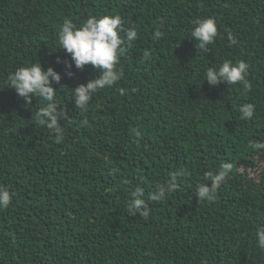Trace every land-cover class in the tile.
Returning a JSON list of instances; mask_svg holds the SVG:
<instances>
[{"label": "trees", "instance_id": "1", "mask_svg": "<svg viewBox=\"0 0 264 264\" xmlns=\"http://www.w3.org/2000/svg\"><path fill=\"white\" fill-rule=\"evenodd\" d=\"M100 15L138 35L116 65L120 80L81 111L73 88L99 70L65 76L58 30ZM202 17L217 23L207 52L190 37ZM225 60L249 65L247 89L203 81ZM38 62L64 84L53 85L66 112L59 142L35 121L46 102L25 104L9 88L10 72ZM245 103L255 106L248 120ZM224 164L214 198L198 200ZM173 173L177 189L147 201V219L129 215L137 187L147 200ZM0 187L12 197L0 209V264H264V0H0Z\"/></svg>", "mask_w": 264, "mask_h": 264}, {"label": "clouds", "instance_id": "2", "mask_svg": "<svg viewBox=\"0 0 264 264\" xmlns=\"http://www.w3.org/2000/svg\"><path fill=\"white\" fill-rule=\"evenodd\" d=\"M163 23V21H161ZM190 37L198 42L199 49L207 52L208 45L212 44L217 37V23L212 17L197 18L193 22ZM123 33V35H121ZM135 29H125L123 22L118 15H100L88 17L79 27L70 19H65L58 30L59 48H62L69 56V60L56 58V63L64 65V75L69 78L75 73L72 71L73 66L76 70H83L86 65H91L95 72L93 78L86 83H80L73 88L74 104L81 111H86L87 106L93 96L100 90L111 87L122 76V72L116 68L119 58L127 51L126 45L130 46L131 42L137 38ZM164 33L156 30L153 39H160ZM230 44H236L237 41L228 34ZM144 59L150 58V52L143 53ZM249 65L241 60L233 63L225 60L218 67H208L204 72L203 81H207L209 86H217L221 83L235 85L243 84L247 89L249 87L246 76ZM9 88L15 90L18 97L22 98L24 103L31 104L32 98L39 96L46 102V106L40 107L35 113V121L38 125L47 127L55 132L57 142L63 139V128L59 124L60 119L66 118V112L63 108L58 109L55 102L54 84L61 87V73L49 66L46 70L40 62L31 65L21 66L14 72L8 74ZM58 87V88H59ZM121 91H123L121 89ZM241 117L245 120L251 119L255 112V106L252 103H245L239 108ZM82 126H87L88 121H81ZM137 136L141 133L133 130ZM252 147H257L253 144ZM230 171V165L224 164L218 172H209L205 176V181L210 183H201L197 186L195 195L198 200H211L215 196L216 189L225 179ZM180 173H173L171 178L163 184H157L154 190L148 195L147 200L143 188L137 187L130 195L127 201V212L130 216H139L147 219L150 209L147 201L160 202L175 191L178 187L177 176ZM11 194L7 188L0 187V209L7 208L11 201ZM257 246L264 249V225L257 228L256 231Z\"/></svg>", "mask_w": 264, "mask_h": 264}]
</instances>
